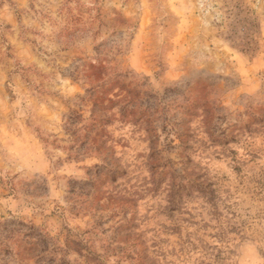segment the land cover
Wrapping results in <instances>:
<instances>
[{
  "label": "rangeland",
  "instance_id": "374dc122",
  "mask_svg": "<svg viewBox=\"0 0 264 264\" xmlns=\"http://www.w3.org/2000/svg\"><path fill=\"white\" fill-rule=\"evenodd\" d=\"M0 247L264 264V0H0Z\"/></svg>",
  "mask_w": 264,
  "mask_h": 264
},
{
  "label": "trees",
  "instance_id": "16d2710c",
  "mask_svg": "<svg viewBox=\"0 0 264 264\" xmlns=\"http://www.w3.org/2000/svg\"><path fill=\"white\" fill-rule=\"evenodd\" d=\"M8 223L9 222H6V223H4L3 225H8ZM22 226H24V227H27V225H24V224H22ZM29 229H30V231H29V235L32 237V235L33 234H35V232L37 231V228L36 227H34V226H29ZM46 236L45 235H43V234H40L39 235V239H42L40 242H42V241H44V240H46V239H44ZM48 248V247H47ZM126 248H123L121 251H120V255H122V257H129L131 260H132V262L134 261H136L137 260V258H135V257H132V255L130 256V255H127V256H125L126 255V252L124 251ZM2 249H1V247H0V262H1V260H2ZM139 258V257H138ZM140 261V259H138V262Z\"/></svg>",
  "mask_w": 264,
  "mask_h": 264
}]
</instances>
